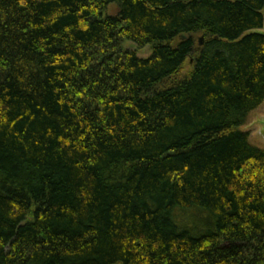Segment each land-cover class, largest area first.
Masks as SVG:
<instances>
[{"label":"trees","instance_id":"obj_1","mask_svg":"<svg viewBox=\"0 0 264 264\" xmlns=\"http://www.w3.org/2000/svg\"><path fill=\"white\" fill-rule=\"evenodd\" d=\"M263 27L264 0H0V264H264Z\"/></svg>","mask_w":264,"mask_h":264},{"label":"rangeland","instance_id":"obj_2","mask_svg":"<svg viewBox=\"0 0 264 264\" xmlns=\"http://www.w3.org/2000/svg\"><path fill=\"white\" fill-rule=\"evenodd\" d=\"M116 13V11H114ZM253 32L264 34V27L259 30H254ZM200 36L198 38V45L202 46L204 44L205 38H203V44H200ZM124 49H128L137 53L140 58H149L152 55L151 47L147 46L144 48H139L135 43L131 41H125L123 44ZM192 66V62L187 65V67ZM244 132L249 133L250 142L264 149V104L261 105L258 109L253 111L250 114L248 122L240 127Z\"/></svg>","mask_w":264,"mask_h":264},{"label":"water","instance_id":"obj_3","mask_svg":"<svg viewBox=\"0 0 264 264\" xmlns=\"http://www.w3.org/2000/svg\"><path fill=\"white\" fill-rule=\"evenodd\" d=\"M203 38H204V37H201V38H200V41H201V42H200V44H203ZM181 39H183V40H184V39H185V36H184V35H182V36H181Z\"/></svg>","mask_w":264,"mask_h":264}]
</instances>
